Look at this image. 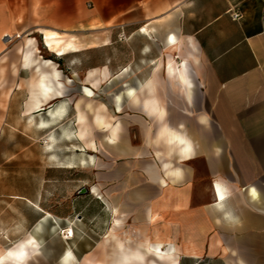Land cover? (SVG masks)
Here are the masks:
<instances>
[{
	"label": "crops",
	"instance_id": "crops-1",
	"mask_svg": "<svg viewBox=\"0 0 264 264\" xmlns=\"http://www.w3.org/2000/svg\"><path fill=\"white\" fill-rule=\"evenodd\" d=\"M0 79V264H264V0H0Z\"/></svg>",
	"mask_w": 264,
	"mask_h": 264
},
{
	"label": "rangeland",
	"instance_id": "rangeland-1",
	"mask_svg": "<svg viewBox=\"0 0 264 264\" xmlns=\"http://www.w3.org/2000/svg\"><path fill=\"white\" fill-rule=\"evenodd\" d=\"M15 43V41L13 40L10 44L7 45H13ZM44 52V56H47V52L46 50L43 51ZM1 80V79H0ZM4 91L0 90V100L2 98ZM2 126V125H1ZM28 134H33V131L28 127L27 123H23V129H22V134H19L18 132L14 131V130H8V131H3L0 130V145H7V146H20V145H31L34 144V140L30 139L27 137ZM33 156V155H31ZM47 200V199H46ZM68 203L66 202H56V201H50L49 198L47 201H44V205L47 206V208H55L58 209L60 212H66L67 210V205ZM31 208H27V215H32V211L30 210ZM45 223L49 224V218H47L46 220H44ZM0 225H2V219L0 218ZM67 233H65L63 231V233L60 236H57L56 234H53L52 237H54L55 239L52 241L53 244H56L57 238L56 237H70L71 235H66ZM88 235V234H87ZM93 237H95L94 235H92ZM80 238L83 237L82 234H80L78 236ZM82 241V239H80V242ZM58 246H60V248H62V245L60 242H58ZM82 252V251H80ZM65 254V251H64ZM63 256V255H62Z\"/></svg>",
	"mask_w": 264,
	"mask_h": 264
},
{
	"label": "bare ground",
	"instance_id": "bare-ground-1",
	"mask_svg": "<svg viewBox=\"0 0 264 264\" xmlns=\"http://www.w3.org/2000/svg\"><path fill=\"white\" fill-rule=\"evenodd\" d=\"M18 36L20 37V35ZM45 45L50 51L55 52L58 56L65 55L71 49H76L75 43H73L72 40L66 41L63 37H60L57 33H52V32H47L45 34ZM26 55H30V54H26ZM41 87H42L41 92H43L44 94L50 92V88L47 87V85L44 82L41 83ZM65 233L71 235V229H68V231H66ZM157 251L161 253L160 250ZM71 257H72L71 252H68L65 261H67Z\"/></svg>",
	"mask_w": 264,
	"mask_h": 264
},
{
	"label": "built area",
	"instance_id": "built-area-1",
	"mask_svg": "<svg viewBox=\"0 0 264 264\" xmlns=\"http://www.w3.org/2000/svg\"><path fill=\"white\" fill-rule=\"evenodd\" d=\"M230 16L233 20H239L242 16H241V13L237 10H233L230 12ZM17 38L19 37L18 35L16 36ZM3 42L6 43V44H10L13 40L12 37L8 36V35H5L3 36ZM67 235V234H66Z\"/></svg>",
	"mask_w": 264,
	"mask_h": 264
},
{
	"label": "water",
	"instance_id": "water-1",
	"mask_svg": "<svg viewBox=\"0 0 264 264\" xmlns=\"http://www.w3.org/2000/svg\"><path fill=\"white\" fill-rule=\"evenodd\" d=\"M86 191L84 189L80 190L79 194H84Z\"/></svg>",
	"mask_w": 264,
	"mask_h": 264
}]
</instances>
